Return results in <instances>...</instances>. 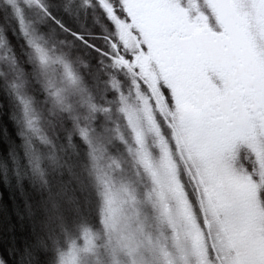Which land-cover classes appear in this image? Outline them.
I'll return each instance as SVG.
<instances>
[{
  "label": "rangeland",
  "instance_id": "1",
  "mask_svg": "<svg viewBox=\"0 0 264 264\" xmlns=\"http://www.w3.org/2000/svg\"><path fill=\"white\" fill-rule=\"evenodd\" d=\"M27 1L35 11L36 0ZM88 2L68 0L60 9L71 18L88 16L95 9ZM108 2L104 0L103 5L116 38L110 42L111 65L139 87L143 106L135 105L138 113L132 121L127 120L132 122V139L116 145L119 149L115 152H124V143L125 149L131 150L116 158L125 168L118 175L125 186L119 190L122 186L115 183L114 190H108L109 229L101 236H85L83 244L86 242L88 250L83 254L67 251L60 264H264V99L259 100L257 91L247 85L258 72L264 76V42L253 43L251 61L240 63L237 56L233 60L238 61L230 67L221 61L224 55L218 54L214 66L210 60L186 56L180 47L194 28L213 29L241 13V24L253 27L247 21L262 16L263 0H122L116 6L119 13L106 6ZM11 3L19 14L23 3L9 0ZM46 47V42L39 40L30 48L44 61ZM7 68L6 72L17 76L16 67ZM31 72L36 80L28 83L38 84L34 91L45 92L49 105L45 109L49 139L60 124L64 126L63 109L66 116L73 117L71 136L82 128L78 121L86 123L85 132L89 131L91 110L83 111L85 114L80 111V115L74 101L68 99L64 105L54 99L47 71L36 68ZM70 72L73 82L79 79L78 73ZM95 76H100L96 69ZM86 89H76L81 94L80 108L86 107ZM64 90L67 96L71 87ZM166 92L173 107L166 103ZM25 132L20 136H26L28 148L36 135L28 129ZM67 144L56 143V149L60 147L73 162L70 169L65 162L60 164L61 174H70L67 183L59 179L50 188L26 192L17 184L14 188L20 197L25 193L39 197L38 204L23 200L19 223L28 229L29 239L23 245L32 251L12 248L19 264H46L56 244L91 219L89 185L93 182L89 180L94 179L87 180L80 154ZM48 145L49 152H54L52 144ZM55 164L53 161L52 167ZM180 164L186 166V175H180ZM109 168L111 172L113 167ZM91 171L90 166V176ZM104 176L107 183L113 179L112 173ZM148 206L159 212L152 211V217H147L144 208ZM161 219L172 221L173 229L163 228ZM0 264H4L1 259Z\"/></svg>",
  "mask_w": 264,
  "mask_h": 264
},
{
  "label": "trees",
  "instance_id": "2",
  "mask_svg": "<svg viewBox=\"0 0 264 264\" xmlns=\"http://www.w3.org/2000/svg\"><path fill=\"white\" fill-rule=\"evenodd\" d=\"M19 1L23 6L20 13L16 14L14 4H9V0H0V4L2 3L0 6V259L4 264H19L17 254L12 248H17L23 253L32 251V248L23 245V242L29 239V232L27 228L20 226L19 216L24 212L23 200L38 204L39 197L35 194L32 195L33 197L27 196L26 193L24 197H20L18 192L14 191L16 184L26 192L31 188H42V186L50 188L52 182L59 179L67 183L70 174L66 172L61 174L60 164L65 162L70 169V164L73 162L67 154H62L60 147L56 149V143L62 145L68 143L73 151L80 154V166L83 165L86 170L84 176L87 180L94 179V181L89 180L93 182V185H89L93 197L92 216L70 232L59 244L57 243L49 254L50 260L46 264H60L65 252L80 250L79 252L83 254L88 250L86 242L83 244L85 236L91 234L93 237L101 236L109 229L110 204L107 193L109 195L108 190H114L115 183L122 186L118 175L119 170L125 169L117 163L116 158L124 157L131 150L130 147L126 150L124 143V152H115L119 149L116 145L121 141L125 142L124 139L130 141L132 122L127 120L132 121L135 113H138L134 110L135 105L143 106V101L139 87L118 73L111 65L110 42L116 41V38L113 34V23L107 17V10L103 5L104 0H89L90 6L95 7L93 13L73 18L62 8L60 9L61 4L66 1L68 3V0H36L33 4L35 11H31L28 4L31 3L30 1ZM121 4L122 0H109L106 6L109 5L114 13H119L121 10L116 6ZM57 5L59 7H56ZM34 12L35 18L32 19L31 15ZM261 15L259 14L253 22L247 21L248 25H253L249 29L241 24L244 18L242 13L239 17L231 18L232 22L231 19L226 18L223 25L215 24L213 29L194 28L180 43L182 53L188 57L197 56L210 60L211 65L214 66H217L215 61H219L216 59L218 54L224 55L221 61L224 60L227 67L238 61L233 60L237 56L240 63L246 64L247 60H252L250 48L253 43L264 42V12ZM260 32L262 34H259ZM29 40L46 42L47 58L44 61H40L38 54L30 48L33 41ZM230 55L232 56L229 57ZM9 65L18 69L17 76H13L15 72L13 74L6 72ZM36 68L46 70L49 74L46 81L52 88L49 92L54 99L62 101L64 105L67 104L68 99L74 101L79 106L77 113L80 115L84 113L83 111L88 113L91 110L92 121L89 124L90 128L88 127L89 131L85 132L86 123L82 124V121H78L82 128L71 136L73 117L71 116L70 119L66 116L68 112L63 109L61 113L66 118L64 126L60 124L58 129L55 128L58 130L56 135L49 139L46 131L50 127L45 121V109L49 105L45 102V92H41L40 89L34 91L36 87L38 88V84L33 81L28 83L33 77L30 71ZM249 68L255 71L250 66ZM70 69L78 73V80L73 77V82ZM95 69L100 73L98 79L95 76ZM263 77L258 72L254 81L247 84L257 91L259 100L264 99ZM66 86L71 87V92H68L67 96L64 90ZM86 87L88 89H86L88 94L85 98L86 107L80 108L81 94L76 89ZM164 97L166 103L173 107L171 95L166 92ZM31 113L32 116H29ZM26 129L36 135L35 138L30 139L32 142L30 141L28 148L24 144L26 136H20L26 133ZM41 136L45 139L41 140ZM48 144H52L55 148L54 152H49ZM88 152L91 154H89L90 158ZM239 156L242 157L243 153L240 152ZM73 160L75 163L78 161L76 158ZM53 161L56 167H52ZM109 167H113L111 172L108 171ZM179 169L181 176L188 173L184 164H180ZM109 173H112V178L115 180L112 179L107 183L103 178L104 174ZM192 176L193 179L194 176L196 177L194 171ZM194 184L196 185V182ZM124 186L119 187V190ZM261 193L264 197V190ZM15 199L18 203L16 206ZM144 211L150 218L153 215L152 211L159 212L150 206L145 207ZM141 212L143 213L142 208ZM6 216L9 217L8 220ZM166 220L168 219L165 218ZM165 221L161 219L163 228L172 230V221L169 223Z\"/></svg>",
  "mask_w": 264,
  "mask_h": 264
}]
</instances>
